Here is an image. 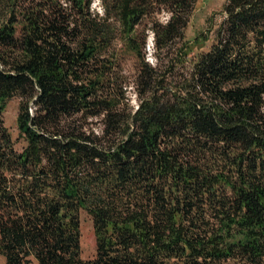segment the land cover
<instances>
[{
    "label": "trees",
    "instance_id": "trees-1",
    "mask_svg": "<svg viewBox=\"0 0 264 264\" xmlns=\"http://www.w3.org/2000/svg\"><path fill=\"white\" fill-rule=\"evenodd\" d=\"M197 1L0 0L5 264H264V0H226L189 57Z\"/></svg>",
    "mask_w": 264,
    "mask_h": 264
},
{
    "label": "rangeland",
    "instance_id": "rangeland-1",
    "mask_svg": "<svg viewBox=\"0 0 264 264\" xmlns=\"http://www.w3.org/2000/svg\"><path fill=\"white\" fill-rule=\"evenodd\" d=\"M226 0H198L194 11L192 13L191 20L187 26V31L185 34L186 41L188 40L190 45L189 57H194L204 50L210 47L212 34L208 33L207 29L209 25H217L223 18L222 10ZM92 12L101 13V2L99 0H92L91 5ZM164 12L158 13L156 16L159 21L165 22L168 16ZM145 33L147 35L144 52L145 60L151 64L154 63L152 59L153 53V34L149 28H145ZM207 37V38H206ZM115 48L120 50V55L122 56L123 68L126 74H132L135 69V57L130 51H126L125 47L118 40L115 44ZM131 105L135 106V95L130 92ZM19 98L14 97L10 99L4 108L3 120L5 127H8L10 136L15 142V148L21 150L25 142L19 138V131L17 126V116L19 114ZM80 247H81V257L84 260L90 259L95 255V236L92 230L91 217L85 212L80 213ZM0 264H5L4 258L0 256ZM30 264H36L31 262Z\"/></svg>",
    "mask_w": 264,
    "mask_h": 264
}]
</instances>
